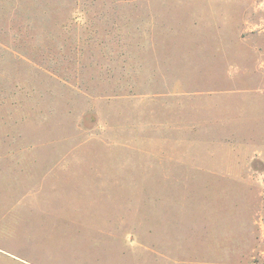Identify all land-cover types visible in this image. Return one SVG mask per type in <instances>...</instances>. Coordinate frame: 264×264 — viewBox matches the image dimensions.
I'll list each match as a JSON object with an SVG mask.
<instances>
[{"label": "rangeland", "instance_id": "1", "mask_svg": "<svg viewBox=\"0 0 264 264\" xmlns=\"http://www.w3.org/2000/svg\"><path fill=\"white\" fill-rule=\"evenodd\" d=\"M0 264H264V0H0Z\"/></svg>", "mask_w": 264, "mask_h": 264}, {"label": "crops", "instance_id": "2", "mask_svg": "<svg viewBox=\"0 0 264 264\" xmlns=\"http://www.w3.org/2000/svg\"><path fill=\"white\" fill-rule=\"evenodd\" d=\"M192 166L193 169L195 170L194 174L198 173V175H201L203 177L207 176L209 179H213L215 181L222 179L223 180L231 179L233 180L232 182L242 185L247 183V181H250L251 179L249 175H245V174L235 175L234 177H228L227 175L228 173L233 172L232 170L229 169L235 168V169H239V171H242L243 169L250 167V165H248V163L246 164L245 162L236 161L230 164L228 161L222 160V162L216 166L210 165V163L205 167H200L196 165H192ZM242 173H244V170ZM188 174L190 175L192 174V172L189 171ZM221 261L226 262L227 260L225 259Z\"/></svg>", "mask_w": 264, "mask_h": 264}]
</instances>
